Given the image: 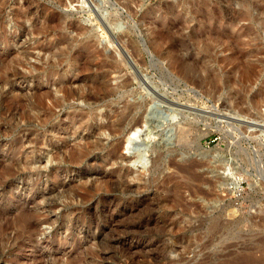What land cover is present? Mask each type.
Returning <instances> with one entry per match:
<instances>
[{"label": "rangeland", "instance_id": "obj_1", "mask_svg": "<svg viewBox=\"0 0 264 264\" xmlns=\"http://www.w3.org/2000/svg\"><path fill=\"white\" fill-rule=\"evenodd\" d=\"M258 101L264 0H0V264H264Z\"/></svg>", "mask_w": 264, "mask_h": 264}, {"label": "bare ground", "instance_id": "obj_2", "mask_svg": "<svg viewBox=\"0 0 264 264\" xmlns=\"http://www.w3.org/2000/svg\"><path fill=\"white\" fill-rule=\"evenodd\" d=\"M161 31V30H160ZM179 32V31H178ZM167 34V33H166ZM171 34V33H170ZM168 35V34H167ZM164 36V35H163ZM165 37V36H164ZM99 86V85H98ZM70 91V92H69ZM105 91V90H104ZM105 92H107V91H105ZM104 92V93H105ZM67 93H68V97L70 96L71 97V95L72 96H81V97H83L85 100H87V101H90V100H98L99 99V97L100 96H96V94L94 95V94H90V93H81V94H78L77 92H75V91H71V90H68L67 91ZM97 93V92H96ZM101 96H103L102 94H100ZM104 97V96H103ZM228 100V99H227ZM264 103V101H258L256 104H259V103ZM227 103H229L232 107H234V108H238L241 112H247L248 111V109H246V108H244V106H241L240 105V103H239V101H236V100H232V101H228ZM228 105V104H227ZM128 108V107H127ZM235 110V109H234ZM124 112H127V111H124ZM130 112V111H129ZM129 112H128V114H129ZM241 114V113H240ZM125 115V114H124ZM141 124V123H140ZM115 125V124H114ZM119 125V124H118ZM137 125V124H136ZM143 127V126H142ZM104 127H103V125H101L100 126V130L101 129H103ZM139 129H140V126H137V127H133V130L130 132V134L127 136V138H126V144H132V145H136V152H137V158L139 159V161H141V162H145L147 159H146V157H145V154H144V151H143V147H142V143L141 142H139L138 144L137 143H135V141H134V139H133V134H136V132L137 131H139ZM112 132L114 131V129H112L111 130ZM140 131H141V129H140ZM100 132V131H99ZM115 132V131H114ZM140 134V133H139ZM152 135V134H151ZM150 138V137H149ZM146 159V160H145Z\"/></svg>", "mask_w": 264, "mask_h": 264}, {"label": "water", "instance_id": "obj_3", "mask_svg": "<svg viewBox=\"0 0 264 264\" xmlns=\"http://www.w3.org/2000/svg\"><path fill=\"white\" fill-rule=\"evenodd\" d=\"M145 132L146 131H138V133H140V134H142V136H144L145 135ZM133 139H134V141H135V143H139V142H142V144H143V141H140L138 138H136L135 136H134V134H133ZM130 150H132V151H135L136 152V145H130ZM137 153V152H136ZM138 155V154H137Z\"/></svg>", "mask_w": 264, "mask_h": 264}]
</instances>
